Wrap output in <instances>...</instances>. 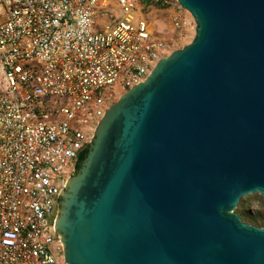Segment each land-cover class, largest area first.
Listing matches in <instances>:
<instances>
[{
	"label": "water",
	"instance_id": "95a60500",
	"mask_svg": "<svg viewBox=\"0 0 264 264\" xmlns=\"http://www.w3.org/2000/svg\"><path fill=\"white\" fill-rule=\"evenodd\" d=\"M190 44L97 123L58 202L67 264H264V0H176Z\"/></svg>",
	"mask_w": 264,
	"mask_h": 264
},
{
	"label": "built area",
	"instance_id": "2783aa9c",
	"mask_svg": "<svg viewBox=\"0 0 264 264\" xmlns=\"http://www.w3.org/2000/svg\"><path fill=\"white\" fill-rule=\"evenodd\" d=\"M149 10L141 0H0V264H67L55 223L77 157L116 89L143 83L173 52L152 37ZM191 19L170 17L177 38L195 32Z\"/></svg>",
	"mask_w": 264,
	"mask_h": 264
},
{
	"label": "rangeland",
	"instance_id": "374dc122",
	"mask_svg": "<svg viewBox=\"0 0 264 264\" xmlns=\"http://www.w3.org/2000/svg\"><path fill=\"white\" fill-rule=\"evenodd\" d=\"M173 13H180L184 15L188 20L192 21L189 13L187 14L185 10H183L177 3L176 0L170 3V6L166 9H157L152 8L148 11V14L145 16V19L149 22L150 25H153L155 32L153 34V38L157 40L164 39L167 41H173V51L182 49L186 45L190 44L193 40L195 32L190 30L189 36L184 38H177V33L172 29L170 23V17ZM116 101L125 94L124 91L120 90L119 88L116 89ZM115 101V102H116ZM95 131V129H94ZM94 131L90 134L92 135ZM94 135V134H93ZM74 175V174H73ZM71 176L70 178L74 177ZM250 197H255L254 199H250L248 202V206H246V211L251 214L255 215L258 211H264V197L260 196L259 194L248 195L243 197L241 200L248 199ZM258 197L262 199L258 201ZM239 205V204H238ZM238 207V206H237Z\"/></svg>",
	"mask_w": 264,
	"mask_h": 264
},
{
	"label": "trees",
	"instance_id": "16d2710c",
	"mask_svg": "<svg viewBox=\"0 0 264 264\" xmlns=\"http://www.w3.org/2000/svg\"><path fill=\"white\" fill-rule=\"evenodd\" d=\"M170 2L174 0H169ZM142 5L144 6L145 9H152L157 8V9H166L170 5L163 6L161 3H155L154 0H141ZM89 153L88 146L85 147L78 155L77 157V164L75 166V171L74 174L76 175L80 168L82 163L85 161L87 155ZM255 197H250L248 199L241 200L238 207L236 208L235 212L239 215L241 218L242 222L248 225H252L254 227L262 228L264 227V211H258L257 214L251 215L246 211V206L249 204L250 199H254ZM262 198L258 197V201H260Z\"/></svg>",
	"mask_w": 264,
	"mask_h": 264
},
{
	"label": "flooded vegetation",
	"instance_id": "af4514ba",
	"mask_svg": "<svg viewBox=\"0 0 264 264\" xmlns=\"http://www.w3.org/2000/svg\"><path fill=\"white\" fill-rule=\"evenodd\" d=\"M114 102H115V101H114ZM91 145H92V144H90V145L88 146V150H89V151L91 150ZM82 166H83V163H82V165H81V168H82ZM81 168H80V170H81ZM80 170H79V172H80ZM79 172H78V173H79ZM78 173H77V174H78ZM73 174H74V173H73ZM77 174H76V175H77ZM73 176H75V174H74ZM65 191L67 192V190H65ZM65 191H64L63 194H62V200L64 199L63 197H64V195L66 194ZM61 208H62V203L60 204L59 212H60ZM59 212H58V213H59Z\"/></svg>",
	"mask_w": 264,
	"mask_h": 264
},
{
	"label": "bare ground",
	"instance_id": "6f19581e",
	"mask_svg": "<svg viewBox=\"0 0 264 264\" xmlns=\"http://www.w3.org/2000/svg\"><path fill=\"white\" fill-rule=\"evenodd\" d=\"M110 107V106H109Z\"/></svg>",
	"mask_w": 264,
	"mask_h": 264
}]
</instances>
